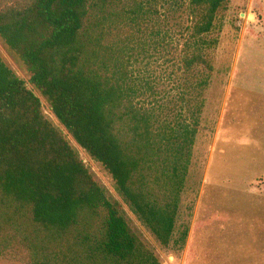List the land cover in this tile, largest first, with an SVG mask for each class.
<instances>
[{
  "label": "trees",
  "instance_id": "1",
  "mask_svg": "<svg viewBox=\"0 0 264 264\" xmlns=\"http://www.w3.org/2000/svg\"><path fill=\"white\" fill-rule=\"evenodd\" d=\"M228 8L229 0H0V38L164 247L175 236ZM174 30L184 38L176 47ZM173 50L171 97L133 62ZM0 259L163 264L1 56Z\"/></svg>",
  "mask_w": 264,
  "mask_h": 264
},
{
  "label": "rangeland",
  "instance_id": "2",
  "mask_svg": "<svg viewBox=\"0 0 264 264\" xmlns=\"http://www.w3.org/2000/svg\"><path fill=\"white\" fill-rule=\"evenodd\" d=\"M176 33L171 32L173 47L184 42ZM0 56L41 98L45 114L163 264H264V0H229L176 232L168 247L130 209L102 164L59 122L25 64L1 38ZM136 57V74L156 77L162 94L177 93L174 50L144 62L142 56ZM186 230L181 247L178 239ZM0 264L24 263L0 259Z\"/></svg>",
  "mask_w": 264,
  "mask_h": 264
},
{
  "label": "water",
  "instance_id": "3",
  "mask_svg": "<svg viewBox=\"0 0 264 264\" xmlns=\"http://www.w3.org/2000/svg\"><path fill=\"white\" fill-rule=\"evenodd\" d=\"M245 14H243V16H244Z\"/></svg>",
  "mask_w": 264,
  "mask_h": 264
}]
</instances>
